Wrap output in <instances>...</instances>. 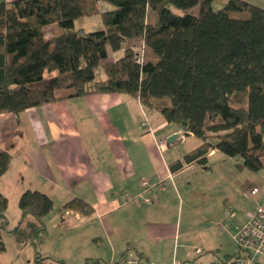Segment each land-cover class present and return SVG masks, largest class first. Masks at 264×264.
<instances>
[{
  "label": "trees",
  "instance_id": "obj_1",
  "mask_svg": "<svg viewBox=\"0 0 264 264\" xmlns=\"http://www.w3.org/2000/svg\"><path fill=\"white\" fill-rule=\"evenodd\" d=\"M219 1L0 2V114L91 94H125L199 140L182 162L170 165L173 171L183 163L205 166L212 150L238 159L239 168L263 170L264 9L242 0H225L216 8ZM98 3L111 6L99 13L102 28H76V21L97 13ZM48 26L58 33L46 38ZM109 52L121 53L108 60ZM9 164V153L0 149V177ZM7 204L0 193V251L7 232L17 244L40 243L51 198L23 191L19 222L9 230ZM70 210L92 212L80 198L65 202L59 212Z\"/></svg>",
  "mask_w": 264,
  "mask_h": 264
},
{
  "label": "crops",
  "instance_id": "obj_2",
  "mask_svg": "<svg viewBox=\"0 0 264 264\" xmlns=\"http://www.w3.org/2000/svg\"><path fill=\"white\" fill-rule=\"evenodd\" d=\"M242 1L264 9V0ZM56 33L55 26L45 28L46 38ZM143 121L148 126L142 127ZM173 134L179 131L161 114L125 94H91L18 114L1 113L0 149L9 153L10 164L0 177V193L15 204L25 190L46 194L57 209L54 228L59 231L67 227L59 212L65 202L80 198L88 203L89 215L70 210L79 224L69 233L78 238L79 230L90 231L91 247L74 249L83 264H121L125 253L138 264L232 262L241 255L232 241L235 227L257 206L264 207V169L254 173L239 168L238 159L212 150L205 166L183 163L173 171L170 165L182 162L199 144L197 139L185 146L192 135L167 144ZM142 180L150 185L144 193L150 204L138 195ZM50 215L44 218L45 226L53 220ZM6 218L9 230L20 216L17 224L8 214ZM5 234L0 264H11L13 257L16 264H25L21 250L29 245L35 259L36 245L17 244L13 238L12 244ZM38 254L39 264L49 259L50 264H67L54 253ZM252 264H264V257Z\"/></svg>",
  "mask_w": 264,
  "mask_h": 264
},
{
  "label": "rangeland",
  "instance_id": "obj_3",
  "mask_svg": "<svg viewBox=\"0 0 264 264\" xmlns=\"http://www.w3.org/2000/svg\"><path fill=\"white\" fill-rule=\"evenodd\" d=\"M87 2L90 0H86ZM225 0H220L219 2H215L214 6L216 8H220L222 6V3ZM111 6L110 5H105V6H97V13H93L89 16H85L82 19L78 20L75 22V27L76 28H83L86 29L87 31H94L99 29L100 27H102L101 23H100V17H99V13L101 11L110 9ZM171 10L174 13H180L179 10L171 7ZM194 12L196 11V9L193 10ZM151 14H149V20L151 19ZM89 25V26H88ZM134 45V44H133ZM134 47L137 49V51H140V45H134ZM112 53H108L107 59L111 60L112 59ZM140 57V55H139ZM99 74V78H102V72H101V68L98 69ZM232 105L233 106H239L240 103L237 102L236 100H232ZM213 136V135H212ZM185 141V140H184ZM184 141L181 142V144H184ZM197 141V138H189L187 141H185V146L186 145H192L194 142ZM257 185V183H256ZM51 215L49 218L53 217V220H51L50 222H48L45 226L46 232H45V238L42 241V243H38L35 247V251H37L38 253H43V252H50V253H54V257L58 258V257H63L65 258V262L67 264H83L85 263V261L82 259H80V255L78 252H74L75 246L81 247V249H88L89 247H91V236H90V231L86 230L85 232H82V230H79V237L77 238L76 236H74V233H69L71 231V229H73L74 225L79 224V221L74 220L73 218H70L69 220H67V227L63 230V231H59V230H55V221H57V209L56 207L53 208L52 212H50ZM49 213V214H50ZM8 214V216L10 218L13 219L14 223L17 224V219H19L20 216V210L18 208V203L14 202V200H12L11 198H9L8 200V204H7V210H6V215ZM15 217V218H14ZM15 219V220H14ZM59 222V221H58ZM69 227V228H68ZM82 232V233H81ZM8 240L10 241L12 244L13 240L11 237V234L9 232H7L5 234V241ZM22 251V255H24V257H27V259L24 261L25 264H39L38 262H36V260L34 259V250L30 247L24 248L21 250ZM79 251V250H78ZM32 252V254H31ZM10 259H12L11 255L9 257ZM18 260H16V258L13 257L12 259V263L11 264H16ZM52 263L49 259V261L44 260L42 264H50Z\"/></svg>",
  "mask_w": 264,
  "mask_h": 264
},
{
  "label": "built area",
  "instance_id": "obj_4",
  "mask_svg": "<svg viewBox=\"0 0 264 264\" xmlns=\"http://www.w3.org/2000/svg\"><path fill=\"white\" fill-rule=\"evenodd\" d=\"M142 127H146L147 122L141 123ZM179 140H184L185 135L179 132ZM150 185L146 180H142L139 184L140 193L138 194L146 204L152 203L150 197L144 196L145 191ZM250 193H257V189L253 188ZM125 200L130 198L124 195ZM70 211L61 214L63 221L67 222L71 218ZM84 216V215H83ZM86 216V215H85ZM232 241L239 249L240 257L232 262H213L210 264H252L257 257H264V207L257 206L255 211L248 215L247 221L242 225H237L232 234ZM121 264H138V259L129 253H125Z\"/></svg>",
  "mask_w": 264,
  "mask_h": 264
},
{
  "label": "water",
  "instance_id": "obj_5",
  "mask_svg": "<svg viewBox=\"0 0 264 264\" xmlns=\"http://www.w3.org/2000/svg\"><path fill=\"white\" fill-rule=\"evenodd\" d=\"M177 137H178V134H173V135H171V136L166 140V143H167V144H171V143H173V142L176 140Z\"/></svg>",
  "mask_w": 264,
  "mask_h": 264
}]
</instances>
